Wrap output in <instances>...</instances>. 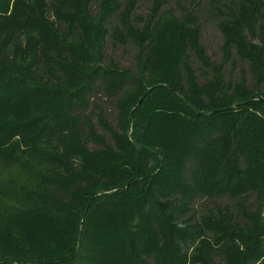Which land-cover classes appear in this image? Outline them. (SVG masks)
<instances>
[{
	"label": "trees",
	"instance_id": "16d2710c",
	"mask_svg": "<svg viewBox=\"0 0 264 264\" xmlns=\"http://www.w3.org/2000/svg\"><path fill=\"white\" fill-rule=\"evenodd\" d=\"M263 213L264 0H0V264H264Z\"/></svg>",
	"mask_w": 264,
	"mask_h": 264
},
{
	"label": "rangeland",
	"instance_id": "374dc122",
	"mask_svg": "<svg viewBox=\"0 0 264 264\" xmlns=\"http://www.w3.org/2000/svg\"><path fill=\"white\" fill-rule=\"evenodd\" d=\"M185 3L189 4L190 0H184ZM95 9V7H92ZM147 11V3H143L138 9V13H144ZM204 32L202 34V42L206 47L208 54L213 60H218L220 57L219 45L221 42V37L219 31L215 28L212 23H204L203 25ZM107 54L114 56L117 62L125 67L133 68V55L134 48L132 46H127L125 48L117 47L112 49L108 44L106 48ZM240 68H243L246 71L247 81L250 83V74L246 63H240L235 69H231L229 65L226 66L227 77L230 80H237L239 77ZM114 111L108 107L106 110V115L111 122H114ZM221 205H230V202L227 198L220 197L215 201ZM264 214V213H263ZM219 260V258H217Z\"/></svg>",
	"mask_w": 264,
	"mask_h": 264
}]
</instances>
